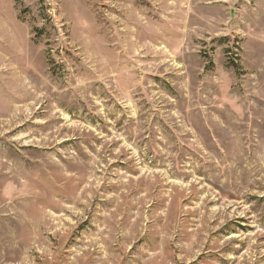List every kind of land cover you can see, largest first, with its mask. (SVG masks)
Segmentation results:
<instances>
[{
  "label": "rangeland",
  "instance_id": "obj_1",
  "mask_svg": "<svg viewBox=\"0 0 264 264\" xmlns=\"http://www.w3.org/2000/svg\"><path fill=\"white\" fill-rule=\"evenodd\" d=\"M0 264H264V0H0Z\"/></svg>",
  "mask_w": 264,
  "mask_h": 264
}]
</instances>
